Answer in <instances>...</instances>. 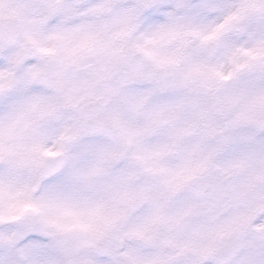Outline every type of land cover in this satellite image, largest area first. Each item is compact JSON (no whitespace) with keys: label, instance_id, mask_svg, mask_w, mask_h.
<instances>
[{"label":"rangeland","instance_id":"obj_1","mask_svg":"<svg viewBox=\"0 0 264 264\" xmlns=\"http://www.w3.org/2000/svg\"><path fill=\"white\" fill-rule=\"evenodd\" d=\"M154 1L158 2L96 0L97 6L86 14L92 26L89 39L77 50L76 59L66 60L67 79L48 90V94L56 97L50 112L58 114L59 119L50 122L55 127L48 130L46 141H38L33 136L39 119L25 110L24 97L0 109V259L11 258L14 264H28L33 246L20 243L27 234L25 226L28 225L31 227L27 230L37 231L48 241L44 264H59L63 258V251L55 240L59 233L68 234V237L61 235L68 239L65 250L88 247L102 237V220L119 212L118 201L123 185L133 178L135 168L128 160L115 163V146L108 140L83 133L80 111L87 101H102L106 105L107 117L117 126L128 146L134 148L158 145L145 137L148 131L158 130L157 136L166 137L168 132L191 130L192 116L188 111L194 112L196 109L200 110L198 116L201 118L197 130H211L213 83L208 85V91L203 95L199 87H194L199 86L194 78L196 73L201 74L206 68L212 70V65L217 66V59L214 62L208 60L202 51V46L215 35L214 26L196 16L173 12L164 21L144 27L143 13ZM251 2L258 3L250 5ZM230 12L241 22L242 28L264 16V0H238L237 7ZM253 13L257 15L252 16ZM120 15H123V20L118 19ZM53 16L52 9L40 11L25 8L22 0H0V18H15L22 31L21 41L17 45L5 47L0 44V55L12 50L8 66L0 67V97L18 91L21 69L25 68L28 60H36L39 64V58L28 56L26 45L31 43L41 52L37 33L47 29ZM68 22L71 23V20ZM222 24L221 20L220 26ZM176 34H184L188 40L183 41V37H180L179 42L176 41L178 46H175ZM105 36L110 38L107 45L103 44ZM66 39L72 40L73 36L68 34ZM92 47L97 51H89ZM127 48L142 50L147 60L156 64V68H163L166 64L176 65V77L170 80L168 89L159 87L157 90L153 81L144 80L139 83L147 85L148 92L131 91L141 86L130 85L135 81L132 70H122L120 55ZM237 48L250 52L258 51L260 46ZM183 51L186 54L180 61ZM44 53H48L49 58L53 54L51 51ZM34 67L27 65L28 69ZM38 79L34 73L33 81L38 82ZM134 96H142L143 99L134 104L131 101ZM158 96L168 97L163 108L154 106ZM121 99L126 102H120ZM184 102H189V106L183 108ZM193 104H196L195 107ZM179 111H182L180 115L187 114L186 117L181 119L180 125H169L171 120L165 116L166 113L175 115ZM139 132H142L141 139L136 136ZM94 137L103 142L100 146L108 148L101 160H97L86 147ZM58 151L66 156L65 166L61 170L65 178L59 182H49L50 179L40 182L37 166L44 159L43 154L51 155ZM121 175L125 177L122 186L119 184ZM125 189L130 191L129 194L134 193L133 187L126 186ZM154 192L157 194L158 190ZM155 206L157 208L159 204L155 203ZM159 252L129 250L139 259L159 258ZM99 264L108 262L99 261Z\"/></svg>","mask_w":264,"mask_h":264},{"label":"snow or ice","instance_id":"obj_2","mask_svg":"<svg viewBox=\"0 0 264 264\" xmlns=\"http://www.w3.org/2000/svg\"><path fill=\"white\" fill-rule=\"evenodd\" d=\"M22 2L25 8L40 11L52 9L54 11V16L50 20L47 29L37 33L38 47L41 52L51 51L53 54L50 58L41 57L39 64L36 60L27 61L25 68L21 69L18 91L0 97V109L6 108L24 97L26 101L25 110L39 119L33 131V136L38 141L44 142L49 134L48 130L55 127L50 122L59 119L58 114L50 112L56 97L48 94V90L54 89L59 82L66 80L69 76L65 62L66 60L76 59L77 50L89 39L92 26L87 21L86 14L97 4L96 0H22ZM237 4L238 0H184L183 4H178L177 0H158L144 11L142 19L144 27H147L164 21L169 14L180 7L183 14L196 16L208 25L214 26L223 19L225 13L234 10ZM78 17L80 19H76ZM118 19L123 20V15H120ZM69 20H71V23L68 22ZM68 34L73 36L72 40L66 39ZM109 42L110 38L105 36L103 44L107 45ZM253 45L264 47V16L242 26L236 34H225L213 51L218 61L226 62L227 56L235 48L240 46L247 48ZM89 51L95 52L97 49L92 47ZM11 54L12 50H8L0 55V67L8 66ZM27 65H34L35 67L28 69ZM34 73L39 78L38 82L33 81ZM131 91L146 93L149 88L144 85ZM142 99V96H134L131 101L136 104ZM167 100L168 97L158 96L155 98L154 106L163 108ZM258 138L260 142L259 151L264 152V133H260ZM102 143L100 138L94 137L86 146L97 160L103 159L108 151L106 146H100ZM137 150H144V146H137ZM231 151L230 149L227 154H230ZM180 171L177 170L173 175H179ZM64 178L63 172L57 173L50 177L49 182H59ZM124 182L125 177L121 175L119 184L122 186ZM158 187V185L150 186L147 190L155 191L158 190ZM196 191L198 195L205 199L209 208L218 206L224 195V189L219 185L207 193H201L199 187ZM237 219L235 214L226 216L222 219L220 226L230 227ZM30 227L25 226L27 234L20 243L33 246L28 264H44L43 256L48 241L37 231L27 230ZM228 246L225 245V247ZM239 247L240 251L232 257L230 264H264V212H261L250 221L247 230L239 238ZM0 264H14V262L11 258H6L0 259Z\"/></svg>","mask_w":264,"mask_h":264},{"label":"flooded vegetation","instance_id":"obj_3","mask_svg":"<svg viewBox=\"0 0 264 264\" xmlns=\"http://www.w3.org/2000/svg\"><path fill=\"white\" fill-rule=\"evenodd\" d=\"M231 84H223V93ZM225 96H231L230 101L233 107L227 109L228 113L225 116L232 122L229 128L221 127L214 131L210 157L203 156V153L196 154L198 162L206 161L200 170L209 166L217 167L213 176L205 181L214 188L217 185L221 186L224 189V195L218 206L209 208L201 195L194 197L191 194L195 203L189 212L185 211L189 216L183 220L180 226V228H191L194 231L198 248L201 250L218 248L237 232H239L240 238L241 234L247 230L245 224L264 212V152L259 151L258 138L260 133H264L259 128L264 122V82L252 83L245 88H233ZM245 96H249L255 101V106L248 115L258 118L257 120H253L251 117L247 121L241 119V117L247 116L241 112L239 105V100ZM239 112L241 113L238 114ZM251 127L254 130H251ZM230 149L231 153L227 154ZM250 157H252V166L248 167ZM209 191L211 190H200L201 193ZM171 198L174 199L175 196ZM169 207V204L162 205L158 212L166 214ZM233 214L237 216V221L230 227H221L222 219ZM153 215L157 214L154 209H151L145 215L143 214L142 218L134 217L135 220L133 219L141 233L147 232L149 235L151 229L156 228L155 234L149 235L145 239L144 246L146 248L165 245L164 218H158L157 222H154L151 221ZM198 219L202 220V224L198 223ZM197 260L200 264H206L204 255L201 253L198 254ZM215 260L213 258V262Z\"/></svg>","mask_w":264,"mask_h":264},{"label":"water","instance_id":"obj_4","mask_svg":"<svg viewBox=\"0 0 264 264\" xmlns=\"http://www.w3.org/2000/svg\"><path fill=\"white\" fill-rule=\"evenodd\" d=\"M0 26L8 28V32L11 35V37L8 39L9 42H13L17 39L18 31L13 21L0 22ZM83 121H84L85 131L100 132L106 135L107 137H109L110 139H115L116 141H118L115 133L111 131L108 126H105L107 124L105 123L104 119L101 116L100 105L91 104L90 106H88V109L86 110L83 116ZM58 161L59 159L49 161L41 168L44 177L47 178L51 173L57 170L56 168H53L52 170L50 169L52 166L58 163Z\"/></svg>","mask_w":264,"mask_h":264},{"label":"bare ground","instance_id":"obj_5","mask_svg":"<svg viewBox=\"0 0 264 264\" xmlns=\"http://www.w3.org/2000/svg\"><path fill=\"white\" fill-rule=\"evenodd\" d=\"M177 2H178V4H183V2H184V0H177ZM156 3V2H155ZM154 3V4H155ZM181 12L182 13V9L180 8V7H178V8H176L175 10H174V12Z\"/></svg>","mask_w":264,"mask_h":264}]
</instances>
